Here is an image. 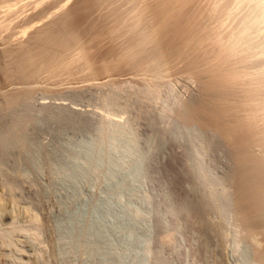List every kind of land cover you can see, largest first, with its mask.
<instances>
[{
	"label": "rangeland",
	"instance_id": "374dc122",
	"mask_svg": "<svg viewBox=\"0 0 264 264\" xmlns=\"http://www.w3.org/2000/svg\"><path fill=\"white\" fill-rule=\"evenodd\" d=\"M40 1L8 17L10 31L0 17V264H264V202L245 199L234 143L247 140L264 176V0L190 1L202 10L191 41L159 58L146 38L158 1L107 0L98 13L109 27L20 75L5 50L18 54L33 24L77 2ZM130 40L141 63L114 69L108 53L131 55ZM210 79L225 97L209 96ZM210 107L218 127L204 122ZM227 127L239 133L229 138Z\"/></svg>",
	"mask_w": 264,
	"mask_h": 264
},
{
	"label": "bare ground",
	"instance_id": "6f19581e",
	"mask_svg": "<svg viewBox=\"0 0 264 264\" xmlns=\"http://www.w3.org/2000/svg\"><path fill=\"white\" fill-rule=\"evenodd\" d=\"M40 0H15L14 2H11L10 4H5V5H2L1 7H0V17L2 18V20L3 21H1L2 22V24H1V27H2V29L5 31V29H7V30H9L8 28H10L9 27V25L11 24V21L9 20L8 22H7V20H8V17H9V19L11 18V19H13L14 17L16 18H14L15 20H18L17 19V16L19 15V11L20 10H22V13H23V11L24 10H28L29 8H30V5L31 4H34L35 6H33L32 7V5H31V10L30 11H34L33 9H35V7L37 6V4H38V2H39ZM68 1V0H67ZM66 1V2H67ZM70 1V0H69ZM72 1V0H71ZM77 1V2H76ZM75 2V5L74 6H72V8H70L69 10H66L65 11V14L63 13V15L62 16H60V17H58V19L57 20H55V21H53V22H50V23H48V24H41V21L43 20H39L38 22L40 23V27L38 26L39 24H33L32 25V29L33 28H36V29H34V32L31 34V37L29 38L30 40L27 42V43H22V46L21 45H19V46H21V48L20 49H18L19 51H18V54H17V51L15 52V50H14V48L13 47H11L12 49L10 50V48L6 51L5 50V52H4V54H5V56L6 55H10V57H12V56H14V57H12L13 58V60H14V62H16V64L17 65H15V66H17V67H19L20 69H22V70H25V71H23L22 73H20V75L21 74H23L24 75V72L29 76V74H31V73H34V71H36L37 69V67H39L40 65H42V66H49V65H53V64H55V63H57V62H59L61 59H62V57H61V53L64 51V50H67L70 46H71V44L73 45V43L74 42H76L77 40H79L78 39V36H80L82 33H86V32H88L89 30H91V32H94L95 30H98L97 28H98V26L100 25V24H106V20L108 21V19H106L107 18V16H101L99 13H98V10H99V7L105 2V1H107V0H76ZM149 1V0H148ZM148 1H146V2H148ZM155 1V0H154ZM156 1H158L157 2V4L155 5V4H153V2H152V4H153V6L155 5V9L153 10V12H154V14L155 15H157L158 17H159V20H158V23L156 22L153 26H154V28L151 30V33H149L148 35H147V40L149 41V44H147V45H149V46H151V48L153 49V50H151V51H154L155 52V54H156V56H157V58H159V57H164V56H167L166 55V53L167 54H170V53H168V51H171V54H172V52L173 51H178V50H180V46L179 45H181V43L182 44H185V43H187V42H189V41H191V39H190V36H191V33H193L192 31H193V26L191 25V24H189L190 23V21H191V19H192V15L194 14V12L193 11H196V12H199L200 10V8L197 10V8L195 9V10H191V9H193V7L191 8V4H190V1H192V0H156ZM41 2V1H40ZM48 2V1H47ZM150 2V1H149ZM151 3V2H150ZM196 3V2H195ZM252 3V2H251ZM259 3V2H258ZM65 4V3H64ZM67 4H69V3H67ZM74 4V3H73ZM144 4V3H143ZM152 4H151V6H152ZM39 5V4H38ZM49 5V4H48ZM147 5V4H146ZM193 5H195V4H193ZM200 5V4H199ZM62 6V5H61ZM60 6V7H61ZM147 6H149V5H147ZM201 6V5H200ZM102 7V6H101ZM150 7V6H149ZM195 7H197V6H194V8ZM146 8H148V7H146ZM152 9H153V7H152ZM26 10V12H27V15H28V11ZM60 10V9H59ZM146 9L144 8V11H145ZM61 11H62V8H61ZM150 11V10H149ZM31 12V13H32ZM146 12H147V10H146ZM152 12V11H151ZM195 12V13H196ZM201 12H202V10L200 11V15H201ZM17 13H18V15H17ZM24 13H25V11H24ZM23 13V14H24ZM56 13V12H55ZM98 13V14H97ZM193 13V14H192ZM108 14V13H107ZM198 13H196V15H197ZM22 15V14H21ZM103 15V14H102ZM153 15V14H152ZM200 15H197V16H195V18H196V20H197V18H199V16ZM30 16V15H29ZM111 16H114V15H111ZM151 16V15H150ZM154 16V15H153ZM152 16V17H153ZM13 17V18H12ZM24 17V16H23ZM34 17V16H33ZM106 17V18H105ZM115 17V16H114ZM202 17V16H201ZM35 18V17H34ZM112 18V17H111ZM119 18V17H118ZM154 18H156V16L154 17ZM4 19H6V20H4ZM13 19V20H14ZM193 19H194V17H193ZM199 19H201L202 20V18H199ZM262 19V18H261ZM109 20H112V19H110L109 18ZM120 20V19H119ZM155 20V19H154ZM200 20V21H201ZM10 22V23H9ZM109 22V21H108ZM115 22V21H114ZM117 22V21H116ZM151 22H154V21H151ZM210 22V21H209ZM33 23H35V22H33ZM110 23V22H109ZM109 23H107L106 25L108 26V24ZM111 24V23H110ZM157 24V26H155ZM191 26H189V25ZM252 24V23H251ZM17 25V24H16ZM16 25H15V27H16ZM103 26L104 25H102V27L101 28H103ZM115 26V25H114ZM187 26H188V28H187ZM201 26V25H200ZM12 27V26H11ZM14 27V26H13ZM28 27V26H27ZM100 27V26H99ZM109 27V26H108ZM31 28L29 27V29H24L23 28V30L21 29V30H19L18 29V31H16L15 33H14V37H15V39L14 40H16V42H19V44H20V41H23L22 40V38H23V36L24 35H26V32H27V30L29 31H31ZM107 27H105V29H106ZM194 28H195V26H194ZM198 28H201V27H199V25H198V27H196V29H195V31L196 30H199ZM253 28V27H252ZM105 29H103V31H105ZM151 29V28H150ZM150 29H149V31H150ZM201 29H203V27L201 28ZM10 30H11V28H10ZM9 30V31H10ZM102 30V29H101ZM113 29L111 28V29H109V35H110V37H111V34L112 33H114L113 31H112ZM29 31V32H30ZM33 31V30H32ZM100 31V30H99ZM106 31H107V29H106ZM195 31H194V33H195ZM246 31V30H245ZM8 32V31H7ZM96 32V31H95ZM94 32V33H95ZM98 32V31H97ZM102 32V31H101ZM100 32V33H101ZM108 32V31H107ZM110 32H112L111 34H110ZM202 33L204 32V31H201ZM3 33V32H2ZM28 33V32H27ZM89 33V32H88ZM93 33V34H94ZM104 33V32H103ZM102 33V34H103ZM199 33V32H198ZM99 33H97V35H98ZM101 34V35H102ZM146 34V33H145ZM204 34H205V32H204ZM1 35V34H0ZM86 36H87V34H85ZM84 35V36H85ZM89 36V35H88ZM98 36H100V34L98 35ZM105 36H108V35H105ZM105 36H104V38H105ZM202 36V35H201ZM205 36V35H204ZM207 36L209 37V35H208V33H207ZM90 37V36H89ZM93 37V36H92ZM112 37H113V35H112ZM81 38V37H80ZM98 39L100 38V37H97ZM192 38V37H191ZM194 38H195V36H194ZM210 38V37H209ZM209 38H206V41H207V39H208V41H209ZM96 39V38H95ZM95 39L93 40V41H95ZM106 39V38H105ZM107 39H108V37H107ZM136 39V38H135ZM139 39V38H138ZM177 39L179 40V45L178 44H175V42H178L177 41ZM190 39V40H189ZM12 40V39H11ZM92 40V39H91ZM132 40H133V38H132ZM189 40V41H188ZM193 40V39H192ZM195 40V39H194ZM197 40V39H196ZM195 40V41H196ZM79 41H81V40H79ZM92 41V42H93ZM103 41V40H102ZM101 41V42H102ZM135 41V40H134ZM137 41H139V40H137ZM15 42V41H14ZM13 42V43H14ZM25 42V41H24ZM97 42V41H96ZM99 42V41H98ZM129 42V41H128ZM141 42H142V40H141ZM174 42V43H173ZM201 42V41H200ZM199 42V43H200ZM210 42H211V40H210ZM79 43V42H78ZM133 41L131 42V40H130V44L133 46V49H134V51H130V50H132L131 49V47H129L130 48V50H129V52L130 53H132L131 55L133 56H135L134 58L136 59H134L131 55H129V53L128 52H126L125 50H122V51H125V53L123 52H116V50L115 51H110L108 54L111 56V58L112 59H114L116 62H114V64H112V67L114 66V67H118V65L120 64V63H123V64H121L122 66H124V64H126V65H130V64H132L133 63V61L134 62H136V64L137 63H141V56H143V54H141V49H140V47H139V42H134L133 44ZM143 43V42H142ZM195 43V42H194ZM194 43H191V44H193V46L196 44H194ZM199 43H198V45H195L196 47L197 46H200V48H201V44H203V43H200V45H199ZM76 44V43H75ZM98 44V43H97ZM128 45H129V43H127ZM172 44H174V45H178L179 47L177 48V46H172ZM189 44V43H188ZM187 44V45H188ZM191 44H190V46H191ZM144 45V44H143ZM14 46V45H13ZM112 46H114V45H112ZM111 46V47H112ZM203 46V45H202ZM93 47V46H92ZM120 47H122V46H120ZM143 47V46H142ZM146 47H148V46H146ZM173 47V48H172ZM184 47V46H183ZM188 47H189V45H188ZM195 47V48H196ZM206 47V44H205V46H203V50H206L207 49V47ZM16 48V47H15ZM18 48V47H17ZM108 48V47H107ZM114 48H116V47H114ZM113 48V49H114ZM170 48H172V49H170ZM177 48V49H176ZM187 48V47H186ZM109 49V48H108ZM107 49V50H108ZM120 49V48H119ZM143 49V48H142ZM120 50V51H121ZM150 50V49H149ZM166 51V53H165V51ZM210 50V49H209ZM208 50V51H209ZM62 51V52H61ZM139 53V51H140V53L139 54H137V52ZM175 51V52H176ZM184 51V50H183ZM197 51V50H196ZM207 51V52H208ZM217 51V50H216ZM135 54H134V53ZM144 52V51H143ZM145 52H147V51H145ZM184 52H186V51H184ZM106 53V52H105ZM148 53V52H147ZM153 53V52H152ZM151 53V54H152ZM177 53H180L179 51L177 52ZM195 53V52H194ZM203 53H204V51H203ZM16 54V55H15ZM149 54V53H148ZM154 54V53H153ZM154 54V55H155ZM173 54H174V52H173ZM181 54H182V52H181ZM187 54H189V52L187 53ZM191 54H193L192 52H191ZM190 54V55H191ZM3 55V54H2ZM12 55V56H11ZM145 56H146V54H144ZM175 55V54H174ZM180 55V54H179ZM178 55V56H179ZM206 55V54H205ZM213 55V54H212ZM212 55H210L209 56V58L212 56ZM105 55H103V57H104ZM107 56V55H106ZM169 56V55H168ZM175 56H177V55H175ZM177 56V57H178ZM182 56H184V55H182ZM203 56V55H202ZM201 56V57H202ZM223 56V55H222ZM102 57V58H103ZM7 58V57H6ZM144 58H146V57H144ZM166 58V57H165ZM165 58H162V59H165ZM185 58V57H184ZM194 58V57H193ZM192 58V59H193ZM196 58V57H195ZM194 58V59H195ZM207 58V57H206ZM216 58V57H215ZM11 59V58H10ZM147 59V58H146ZM169 59V58H168ZM180 59H181V56H180ZM193 59V60H194ZM198 59V58H197ZM217 59V58H216ZM215 59V60H216ZM219 59H221V58H219ZM63 60V59H62ZM61 60V61H62ZM109 60V59H108ZM177 60V59H176ZM182 61H183V59H181ZM196 60V59H195ZM195 60H194V62H195ZM205 60V59H204ZM207 60H208V58H207ZM212 60V59H211ZM210 59H209V62H208V64L210 63L211 64V61ZM9 61V60H8ZM110 61H112V60H110ZM163 61V60H162ZM185 61V60H184ZM191 61V60H190ZM206 61V60H205ZM216 61H218V60H216ZM103 62V61H102ZM197 62V61H196ZM7 63V62H6ZM60 63V62H59ZM105 63V62H104ZM106 63H107V60H106ZM110 63V62H109ZM192 63H193V61H192ZM191 63V64H192ZM206 63V62H205ZM118 64V65H117ZM135 64V63H134ZM134 64H132L133 66H134ZM197 64H199V62L198 63H196L195 64V66H197ZM209 64V65H210ZM103 66L105 65V64H102ZM110 65V64H109ZM14 66V67H15ZM108 66V65H107ZM111 66V65H110ZM192 66V65H191ZM50 67V66H49ZM52 67V66H51ZM113 67V68H114ZM194 67V66H193ZM199 67V66H198ZM209 67V66H208ZM6 68V67H5ZM111 68V67H110ZM118 68H120V67H118ZM118 68H114V69H118ZM125 68V67H124ZM126 68H128V67H126ZM215 68V67H214ZM8 69V68H7ZM34 69V70H33ZM112 69V68H111ZM16 70H17V68H16ZM113 70V69H112ZM111 70V71H112ZM204 70V69H203ZM216 70H219V69H215V71ZM18 71H19V69H18ZM38 71V70H37ZM106 73L105 74H107V70H104ZM103 71V72H104ZM214 71V72H215ZM225 71V70H224ZM21 72V71H20ZM102 72V71H101ZM199 72V71H198ZM205 72V71H204ZM216 72H219V71H216ZM215 72V73H216ZM1 73V72H0ZM197 73V72H196ZM215 73H211V74H213V75H211V76H214L215 75ZM37 74V73H36ZM208 74H210V73H208ZM208 74H206V75H208ZM218 74V76L217 75H215L216 76V79H218V78H220V80L217 82L218 83V86L219 85H224V86H227L228 87V85L230 84V81H227L228 79L226 78V76H222V77H219L220 75V73H217ZM9 75V74H8ZM226 75V74H225ZM229 76V75H228ZM236 77V76H235ZM10 78V77H9ZM12 78V77H11ZM210 78V77H209ZM212 78H214V77H212ZM229 78V77H228ZM232 78V77H231ZM5 79V78H4ZM8 79V78H7ZM215 79V78H214ZM231 80V79H230ZM212 81V79H210V81L209 82H211ZM214 82V81H213ZM214 83H216V81L214 82ZM227 83H229L228 85H227ZM216 84H214L213 85V83L211 82V86H209L208 85V87H206L207 85H205V87H206V90L207 91H209V92H207L208 94L210 93V97H212V95H213V97H215V98H219L220 99V97H221V99H222V97L224 96L225 97V94L223 95V93H221V91L223 90H215V88H220V87H218V86H215ZM214 88V89H213ZM229 88V87H228ZM224 90H225V88H224ZM203 91H204V89H203ZM218 91H220V92H218ZM233 91V90H232ZM223 92V91H222ZM206 93V92H205ZM208 94H206V95H208ZM17 95V94H16ZM228 97L230 96V95H227ZM210 97H208V98H210ZM207 98V97H206ZM227 98V97H226ZM226 98H224L223 99V101L226 99ZM230 98V97H229ZM15 99V97H11V100H13V101H15L14 100ZM207 100V99H206ZM211 100H213V98H211ZM211 100H210V102H211ZM217 101V100H216ZM216 101H213V102H215L214 104H216L217 102ZM12 102V101H11ZM202 102V101H201ZM227 102V101H226ZM209 104V103H208ZM222 104V103H221ZM225 104V103H224ZM219 105V104H218ZM202 106V105H201ZM206 106V105H205ZM200 107V106H199ZM224 107V106H223ZM229 107V106H228ZM227 107V108H228ZM208 108V107H207ZM207 108H206V111H208L207 110ZM219 108L222 110V108L219 106ZM218 108V109H219ZM225 108V107H224ZM195 109V108H194ZM205 109V108H204ZM210 109H211V107H210ZM212 109H214L213 107H212ZM210 110L209 112H210V115H209V117L211 116L212 118L211 119H209L208 121H207V119H206V121L204 120V122H213V117H215V116H217L216 114V111H220V109L219 110H217L216 109V111H215V109H214V111L213 110ZM224 110V109H223ZM222 110V111H223ZM232 110V109H231ZM230 110V111H231ZM196 111V110H195ZM195 111H194V113H195ZM204 111V110H203ZM202 110H201V112H203ZM225 111V110H224ZM229 111V110H228ZM193 113V112H192ZM224 113V112H223ZM229 114V112H226V114ZM198 114V113H197ZM195 114H193L192 116H194ZM200 115H201V113H200ZM204 115V114H203ZM206 115V114H205ZM233 115V114H232ZM191 116V115H190ZM198 116V118H200L199 117V115H197ZM196 116V117H197ZM222 116H225V114H223ZM201 117H202V115H201ZM208 117V118H209ZM191 119L193 118V117H190ZM205 118V117H204ZM222 118V117H221ZM194 119L196 120L197 118H195L194 117ZM193 119V120H194ZM213 119V120H212ZM228 119V118H227ZM233 119V118H232ZM189 120V119H188ZM216 120L217 119H215L214 120V124H215V126L216 125H218V126H220V124H221V122L220 123H216ZM225 120H226V118H225ZM237 120V119H236ZM190 121V120H189ZM192 121V120H191ZM200 122H201V120H199ZM224 123V122H223ZM239 123V122H238ZM208 124H210V123H208ZM212 125V124H211ZM210 125V126H211ZM206 126V125H205ZM214 125H213V127H215ZM218 126H216V127H218ZM239 126H241L240 125V123H239ZM208 127V126H207ZM222 127V126H221ZM224 129V128H223ZM238 128H236V130H237ZM216 130V129H215ZM235 130V128L234 129H232V128H230L229 129V127H227V129L224 131L226 134L225 135H227V137H228V135H230L229 136V138H231V135L233 134H235L234 132H236V130ZM218 131L220 132V129H218ZM223 131V130H222ZM238 132V131H237ZM236 132V133H237ZM218 133V132H217ZM222 133V132H221ZM239 133V132H238ZM237 133V134H238ZM224 134V133H223ZM236 134V135H237ZM232 135V136H233ZM223 136V135H222ZM237 136H239V135H237ZM236 136V137H237ZM224 137V136H223ZM227 137H224V138H226L227 139ZM235 137V138H236ZM241 138V139H240ZM240 138H237V142L235 141L234 143H236V146H237V148L235 147V145H234V148H236L237 149V157L236 158H238V161H239V165H240V168L239 169H237V170H239V175H240V177H241V181H240V183L242 184V190L243 191H245V194L244 195H246V196H244L245 197V199H247V202H253V203H251V204H254L255 205V201L257 200V199H259V200H263V202H264V176H263V173L260 171V168H257V167H259L258 165H257V163H255V159L253 160L252 158H251V156H250V154H249V148H247V147H249L248 146V144L245 146L244 145V142H243V140H244V138H242V136L240 137ZM234 139V138H233ZM244 141H247V140H244ZM248 143V142H247ZM236 156V155H235ZM254 161V162H253ZM255 163V164H254ZM255 165H257V166H255ZM238 168V167H237ZM237 173H235L236 175H237ZM235 175V176H236ZM241 184H240V188H241ZM242 193V192H241ZM242 197H243V195H242ZM241 200V199H240ZM246 202V203H247ZM244 203H245V201H244ZM248 205H249V203H247ZM254 205H253V208H256V207H254ZM244 206H245V204H244ZM248 207V206H247ZM252 207V206H251ZM240 208H243V203H242V207H240ZM246 209V208H245ZM244 209V210H245ZM252 211V210H251ZM254 211V210H253ZM255 212V211H254ZM251 213V212H250ZM256 213H258V210H256ZM253 216V215H252ZM255 216V215H254ZM251 218V217H250Z\"/></svg>",
	"mask_w": 264,
	"mask_h": 264
}]
</instances>
